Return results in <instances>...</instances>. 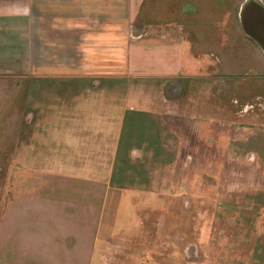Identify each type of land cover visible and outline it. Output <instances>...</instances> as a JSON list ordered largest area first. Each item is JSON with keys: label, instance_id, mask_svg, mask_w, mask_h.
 <instances>
[{"label": "crops", "instance_id": "crops-1", "mask_svg": "<svg viewBox=\"0 0 264 264\" xmlns=\"http://www.w3.org/2000/svg\"><path fill=\"white\" fill-rule=\"evenodd\" d=\"M181 1L170 10L173 18L157 21L143 10L144 0H0V63L29 62L35 81L60 79L62 85L60 91L52 89V99L49 89L40 90L36 81L30 121L15 126L8 158L13 155L20 163V172L7 191L12 193L0 199V264H91L97 241L107 237L103 227L113 225L114 230L118 207L133 204L126 191L151 192L155 187L164 195L166 170L180 153L170 146L172 138L158 117L151 121L144 112L131 111L121 121L56 120L85 94L113 104L119 91L129 89L128 78L187 76L181 66L184 45L190 55H198L195 47H206L207 41L197 46L192 33L196 0ZM243 2L235 5L237 18ZM135 20L150 25L155 34L139 36L134 43ZM203 51L206 56L207 47ZM107 54L115 70L119 62L127 63V70L90 80L64 67L42 69L37 64L97 62L107 60ZM25 166L35 171L27 172ZM229 174L224 192L260 187L254 174L246 182ZM134 228L113 231L116 264H124L120 257L133 252L121 251L118 244L123 238L133 240ZM253 239V252L238 253L253 258L243 264H264V232ZM188 251H195L194 246Z\"/></svg>", "mask_w": 264, "mask_h": 264}, {"label": "rangeland", "instance_id": "rangeland-1", "mask_svg": "<svg viewBox=\"0 0 264 264\" xmlns=\"http://www.w3.org/2000/svg\"><path fill=\"white\" fill-rule=\"evenodd\" d=\"M238 1H195L198 13L191 29L199 44L197 46L207 41V55L203 51L206 47H195L198 55H190L188 46L184 45L181 66L187 76H151L143 80L139 77L131 82L128 78L129 89L125 93L119 91L113 104L104 102L97 94H85L65 109L63 118L56 120L121 121L125 113L144 112L151 121H157V117L163 121L166 135L172 138L170 146L180 153L166 170L163 196L155 187H151V192L126 191L125 196L133 204L118 207L114 230L113 225L103 227L107 237L97 241L91 264H116L113 231L131 226L135 227L133 240L123 238L118 244L121 251H133L120 257L124 264L129 260L132 264H150L153 250L163 254L160 257L165 259V264H174L173 250L179 247L180 264H243L244 260L248 263L253 259L238 252H251L253 238L264 232V55L238 25L235 12ZM181 3V0H144L142 7L149 12L150 19L162 21L173 18L170 10ZM132 25L134 43L139 41V36L145 38L156 32L149 28L150 25L142 26L136 20ZM103 50H109V47H103ZM209 54H213L214 58L219 57L223 64H208L206 57ZM104 57L107 60L97 62L37 64L42 69L47 66L64 67L71 73L87 75L90 80L113 75V71L120 74L127 70V63L119 62L115 70L113 62L108 60L109 54ZM241 60L244 64L238 67ZM0 66L1 199L5 192L12 193L7 191L12 190L18 180L20 163L13 159V155L8 158V152L13 149L12 141L18 121H30L32 86L37 81L40 90L45 92L49 89L48 97L55 99L52 92L56 89L60 91L62 85L60 79L38 78L35 81L29 62H4ZM217 70H223L230 78H210L216 76L213 73ZM238 70L244 74L234 77L232 73L236 74ZM175 80L169 94H165L168 84ZM211 80H214L213 90L210 88ZM198 89L200 92H195ZM209 92H213V95ZM217 104L225 107V114L211 117L209 112ZM256 152L257 155L254 154ZM249 167L253 170L248 171ZM23 169L35 171L29 166ZM223 171L225 174H222ZM229 173L242 182L248 181V174L251 173L252 177L254 174L260 187L253 190L241 188V182V189L232 188L224 192L226 181L231 178ZM157 195H160V199ZM255 196L258 201L254 200ZM166 200H181L176 209V215L182 219L181 236L173 235L179 231V227H176L164 233L160 230L158 238H146V224L143 223L141 228L139 219L145 222L149 216L151 219L160 213L161 216L167 215L164 212L168 209H161ZM158 222L163 223V218L159 217ZM141 231L142 236H138ZM190 244H193L195 251H188ZM175 258L177 260V256ZM175 264H178L177 261Z\"/></svg>", "mask_w": 264, "mask_h": 264}, {"label": "flooded vegetation", "instance_id": "flooded-vegetation-1", "mask_svg": "<svg viewBox=\"0 0 264 264\" xmlns=\"http://www.w3.org/2000/svg\"><path fill=\"white\" fill-rule=\"evenodd\" d=\"M238 8L239 7H237V10H238ZM237 22H238V25L240 26L239 21H238V18H237ZM259 50L264 55L263 51L260 48H259ZM206 59L209 62L208 64H210V65H213L214 64L215 66H217V65L223 64V60L219 59V57L214 58L213 57V54H209L206 57ZM238 64H239L238 67H242L243 64H244L243 63V60L239 61ZM242 73L244 74L243 71L238 70V72L236 74L235 73H232V75H234V77H241L242 76L241 75ZM213 74H216V76H214V75L210 76V78H212V79L215 78V77L216 78H221V79H228V78H230L229 75H225L226 73L223 70H217ZM213 82H214V80H211V87L210 88L212 90L214 89V83ZM174 83H176V80L173 81V82H170L168 84L167 89L165 91V94H167V93L169 94V92H170L169 90L171 89V86ZM199 90L200 89H198L195 92H200ZM209 93L212 94L213 92H209ZM212 100L215 101L214 97L212 98ZM214 105H215V102H214ZM217 105L218 106H216V107L214 106V108L212 110H210L209 114L211 115V117L220 116V115L224 116V114H225V107H223V105H221V106H219V104H217ZM206 113H208V112H206ZM191 202H192V200H191ZM180 203H181V200H173V201H171V200H168L167 201L166 200L162 204V206H161L162 208L161 209L162 210L163 209H168L167 212H164V213H167V215L166 214H163V216H161V213H160V215H158V217L156 216V217L150 219V216H149V218L147 220H145L144 224H146V229H145L146 238H154V239L155 238H158L159 235H160V230H162L163 231L162 233H164V231H166L167 229L169 231H171L172 228H176V227L177 228L179 227V231H175L173 233V235L174 236H176V235L181 236V234H182V232H181L182 219H181V216L176 215L177 214V212H176L177 210L176 209L178 208V206L180 205ZM159 217L161 219L163 218V223L158 222ZM191 245H193V244H190L188 246H191ZM173 254H174V264H175L176 261H177L178 264H180V258H181L180 257V254H181L180 247L177 250H173ZM161 255H163V254H161L160 252L156 253L153 250V253L151 255V259H150V261L148 263H150V264H165V259L162 258V257H160ZM175 256H177V260H176ZM131 262L132 261L129 260L127 264H132Z\"/></svg>", "mask_w": 264, "mask_h": 264}, {"label": "water", "instance_id": "water-1", "mask_svg": "<svg viewBox=\"0 0 264 264\" xmlns=\"http://www.w3.org/2000/svg\"><path fill=\"white\" fill-rule=\"evenodd\" d=\"M239 24L264 53V4L261 0H244L238 10Z\"/></svg>", "mask_w": 264, "mask_h": 264}]
</instances>
